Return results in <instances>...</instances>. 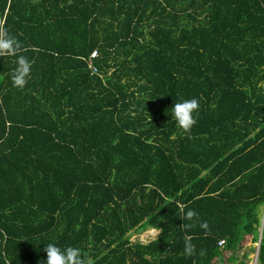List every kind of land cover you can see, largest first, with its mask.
<instances>
[{
  "label": "trees",
  "instance_id": "16d2710c",
  "mask_svg": "<svg viewBox=\"0 0 264 264\" xmlns=\"http://www.w3.org/2000/svg\"><path fill=\"white\" fill-rule=\"evenodd\" d=\"M0 17L19 45L0 55V264L49 243L84 264H264V0H0ZM192 98L185 133L171 107Z\"/></svg>",
  "mask_w": 264,
  "mask_h": 264
},
{
  "label": "clouds",
  "instance_id": "9594fccd",
  "mask_svg": "<svg viewBox=\"0 0 264 264\" xmlns=\"http://www.w3.org/2000/svg\"><path fill=\"white\" fill-rule=\"evenodd\" d=\"M18 48L19 45L14 38L8 37L7 35L0 38V55L14 54ZM16 64L17 67L12 77L13 83L14 86L23 87L31 71V63L25 57L21 56L18 57ZM171 108L172 119H174L176 125L185 133L190 132L192 125L195 123L193 113L199 109V101L196 98L185 99L175 103ZM196 216L197 213L189 209L184 213L182 219L192 220ZM200 227L207 229V222L201 223ZM185 251L187 254L192 253L193 247L190 243L186 244ZM45 252L46 260L40 262V264H84L80 250L77 248L67 247L61 249L57 245L49 243L46 246Z\"/></svg>",
  "mask_w": 264,
  "mask_h": 264
},
{
  "label": "rangeland",
  "instance_id": "374dc122",
  "mask_svg": "<svg viewBox=\"0 0 264 264\" xmlns=\"http://www.w3.org/2000/svg\"><path fill=\"white\" fill-rule=\"evenodd\" d=\"M157 236V232L154 231V230H151V231H147L143 234H134L132 237H131V240L133 242H136V241H140L142 243H149L151 242L152 240H154ZM247 251V249L245 250ZM242 252H240L239 255H241ZM256 252H252L250 253V256H249V264H256ZM229 256V253L226 254L225 258ZM224 264H228L226 262H224Z\"/></svg>",
  "mask_w": 264,
  "mask_h": 264
},
{
  "label": "built area",
  "instance_id": "2783aa9c",
  "mask_svg": "<svg viewBox=\"0 0 264 264\" xmlns=\"http://www.w3.org/2000/svg\"><path fill=\"white\" fill-rule=\"evenodd\" d=\"M4 20L5 18L3 17H0V38H3L2 37V28H3V25H4ZM97 55H96V52H94L92 55H91V58L94 59L96 58ZM224 242H221L219 245L222 246Z\"/></svg>",
  "mask_w": 264,
  "mask_h": 264
}]
</instances>
